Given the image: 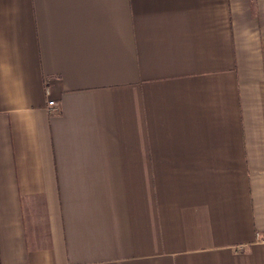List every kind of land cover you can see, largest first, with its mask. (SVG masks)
Instances as JSON below:
<instances>
[{"label": "crops", "instance_id": "crops-1", "mask_svg": "<svg viewBox=\"0 0 264 264\" xmlns=\"http://www.w3.org/2000/svg\"><path fill=\"white\" fill-rule=\"evenodd\" d=\"M0 264H264V0H0Z\"/></svg>", "mask_w": 264, "mask_h": 264}, {"label": "built area", "instance_id": "built-area-1", "mask_svg": "<svg viewBox=\"0 0 264 264\" xmlns=\"http://www.w3.org/2000/svg\"><path fill=\"white\" fill-rule=\"evenodd\" d=\"M55 106H56V104H55L54 101H49V102L47 103V110H48L50 113H52V112H54L55 109H56Z\"/></svg>", "mask_w": 264, "mask_h": 264}]
</instances>
